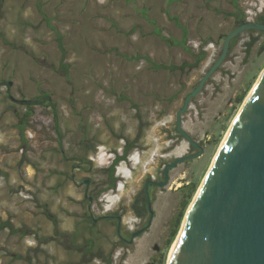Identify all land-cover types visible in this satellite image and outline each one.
Returning a JSON list of instances; mask_svg holds the SVG:
<instances>
[{
	"label": "rangeland",
	"instance_id": "374dc122",
	"mask_svg": "<svg viewBox=\"0 0 264 264\" xmlns=\"http://www.w3.org/2000/svg\"><path fill=\"white\" fill-rule=\"evenodd\" d=\"M43 8L44 14L39 11ZM242 19L263 23L264 0H237V5L234 0H0V30L10 28L14 37L21 34L26 42L33 40L30 46L20 39L15 61L24 74L7 79L11 86H0V94L22 112L18 100L38 99L47 92L49 102L34 106L27 137L60 141V151L72 161L70 170L77 176V193L82 192L75 200L68 193L64 196L62 189L51 188L53 172L33 187L8 188L5 178L0 186V219L10 217L17 227L34 233L21 236L0 230V264H83L82 253L73 247L87 239L95 241L93 252L104 250L106 257L113 258L111 264H168L186 213L264 71V31L248 29L237 37L225 62L182 114L183 129L203 153L178 163L169 171L168 184L154 188V219L132 243L118 241L116 222L101 219L95 224L86 215L83 181L105 186L104 167L126 142L135 141L127 160L131 164L120 161L116 168L115 187L91 203L93 214L101 218L117 207L127 211L146 180H164L167 164L199 152L177 130V112ZM55 31L64 38L68 76L62 71ZM254 37L248 54L247 44ZM203 53L206 57L194 68H158L194 63ZM46 156L44 166L58 163ZM60 161L64 166V158ZM78 164L81 170L74 168ZM43 204L58 218L60 230L70 234L66 249L54 234V223L43 213ZM126 211L122 212L125 230L143 229L147 221L142 223ZM37 237L54 239L36 253ZM90 264L107 263L96 258Z\"/></svg>",
	"mask_w": 264,
	"mask_h": 264
},
{
	"label": "water",
	"instance_id": "95a60500",
	"mask_svg": "<svg viewBox=\"0 0 264 264\" xmlns=\"http://www.w3.org/2000/svg\"><path fill=\"white\" fill-rule=\"evenodd\" d=\"M248 29L264 31V22L246 20L227 34L221 54L177 112V130L199 149L165 166L203 153L182 127V114L207 80L222 66L232 41ZM149 209H152L148 199ZM154 213L150 216V224ZM147 227L133 233V238ZM168 264H264V74L244 102L181 227Z\"/></svg>",
	"mask_w": 264,
	"mask_h": 264
},
{
	"label": "crops",
	"instance_id": "0c3cea01",
	"mask_svg": "<svg viewBox=\"0 0 264 264\" xmlns=\"http://www.w3.org/2000/svg\"><path fill=\"white\" fill-rule=\"evenodd\" d=\"M40 10L44 14V8L39 9V11ZM45 20L50 23L49 19L45 18ZM0 34V80L2 81L10 79L12 76L19 73H23V71H20L21 69L15 61V57H18L20 52V39H22L24 45L30 46H33V40L32 42H26L23 40L21 34L17 36L19 39H16L17 37H14L10 28H4ZM56 43L62 53L57 39ZM65 57L63 58L62 53V71L66 74V72H68V66L63 64V59H65ZM63 68H65V70H63ZM44 96H48L47 92H42L39 97L42 98ZM18 109V105L13 102L12 99L0 94V175L5 176L6 186L8 188H14L17 185H25L28 187L41 185L44 181V175H50V173L53 172V184L50 185V187L57 190L62 189L64 196L68 193L75 200H80L82 192L77 193L78 189L80 191L77 176L76 173L72 175L70 170L72 161L60 151V141L30 140L26 134L28 127H26L23 132L19 127ZM74 121L77 123V120ZM57 130H59V127ZM46 155L49 157L52 156L54 159L57 158L58 163L56 162L55 164L52 162V164L44 166L43 160L47 157ZM59 155H61L60 158H64V166L60 161ZM75 160L76 159L73 161ZM70 161L71 164H69ZM74 168L76 170H81L80 168H82V165L78 164ZM23 177L25 179H23ZM44 187L45 186L42 188ZM71 191H74V193ZM7 219L2 217L0 223ZM11 221L14 223L12 218Z\"/></svg>",
	"mask_w": 264,
	"mask_h": 264
},
{
	"label": "trees",
	"instance_id": "16d2710c",
	"mask_svg": "<svg viewBox=\"0 0 264 264\" xmlns=\"http://www.w3.org/2000/svg\"><path fill=\"white\" fill-rule=\"evenodd\" d=\"M234 4L237 5V0H234ZM174 19L177 21L176 17H174ZM241 22L243 23L244 20L242 19ZM56 35H57L58 45H59V47H60V49H61V51L63 53V58H64L65 54H66V50L64 48L63 37L57 31H56ZM187 39H188V32H187V29H184V34H183V43L184 44L187 42ZM256 40H257V38L254 37L247 44L248 45V48H247V53L248 54L250 53L251 48L254 46ZM236 42H237V38H235L232 41L231 45L235 44ZM205 57H206V54L203 53L202 55L198 56V58L196 59V62H194V63L184 62L181 66H175V65L174 66H171V65L167 66V65L161 64V65L158 66V68L164 67V68L169 69L171 71L177 70L179 68L185 69L186 67L194 68V67H196L199 64L200 61L204 60ZM66 75H68V72H66ZM4 84L7 85L8 88L11 86V83L8 80L0 81V86L4 85ZM43 100L49 102L48 96H44L42 98L39 97L38 99L36 98V99H33V100H28V99L18 100V102L21 103L24 106V108L26 109L25 111L17 113L18 117H19V121H20V126L19 127L22 130V132L25 130L26 127H29V125H30L29 121L31 119V116L34 114V106L37 105V104L44 103ZM58 125L59 124H56V128L59 127ZM134 145H135V141L134 142H132V141L128 142V145L126 146V150H125L123 158H126L127 154L129 153V151L131 150V148ZM88 147L90 149L93 146L91 145V146H88ZM118 160H119V156H117V158H116V161H115L116 165L118 163ZM114 170H115V168L113 166L104 170L106 172V174H107V177H109L110 180H113V182L115 181V178L113 177L114 176ZM112 186H115V184L113 183ZM141 200L142 199L139 198L138 201H137V204L134 205V209L137 210L140 213L144 209L146 210L145 202H144V206H141V202H142ZM42 208H43V213L46 215V217L54 223V226H55L54 234H55V236L59 237V239H60L59 242L62 245H64V243H69L70 234L60 230L58 218L51 212V210L48 208V206L46 204H43ZM182 218H183V212L180 214V217L178 219V223L177 224H179V222H181ZM4 229H9L11 234L19 233L21 236H25V235H29V234L34 233L30 229H28V227H25V226L22 227V228L16 227V225L11 221L10 217L6 221H3V222L0 223V230H4ZM175 233H176V231L174 232L173 235H175ZM53 239H54L53 237H40V238L37 237L38 245L35 248V252L36 253L43 252V250L41 248L42 244L49 243ZM86 244H90L93 247L95 245V241L92 240V239L84 240V242L80 245V247H84ZM80 247L74 246L73 248L75 250H78ZM89 251H90L89 248L84 251V253L82 255V258L80 260V263L92 261L96 256L100 255V254H92L90 257H88L87 254L89 253ZM18 258H23V256L19 255ZM23 259L28 260L30 262L32 258L30 256H27V257H24ZM106 261H107V264L111 263V259L106 260Z\"/></svg>",
	"mask_w": 264,
	"mask_h": 264
},
{
	"label": "flooded vegetation",
	"instance_id": "af4514ba",
	"mask_svg": "<svg viewBox=\"0 0 264 264\" xmlns=\"http://www.w3.org/2000/svg\"><path fill=\"white\" fill-rule=\"evenodd\" d=\"M127 145H128V143L126 142L125 145L122 147V151H120L119 160L118 161L124 160L123 159V154L125 153ZM96 147H98V146H96ZM130 151H129V153H130ZM129 153L127 154L126 158L129 156ZM117 156H118V154H117ZM115 161H116V159L115 160L112 159L110 162L111 163L112 162L115 163ZM163 176H164V180H165L166 176H165L164 171H163ZM113 177L115 178L114 182H113V180H110L109 177H107L108 178V182H107V184L105 186H97V185L93 186V183H92L91 180L85 179L83 181V184H84V187H85V193H86V198H87L88 204H85L82 207L85 208L86 215L95 224H97L99 222V220H101V219H105V220H109V221H112V222H116V233L118 235V241H120L122 243H125V244H130V243H132L134 241V238H137L142 233H140L139 235H137L136 237L133 238V233L136 232L138 229L137 230H133V231L125 230V228L123 226L124 214H122V212L126 211V208L123 210V209H120L119 207H117L115 210L111 211L108 214H105L101 218H96L95 214H93L92 209H91V203L94 202L95 200H99L100 201V199H101L100 194L102 192L106 191L109 188H114L115 187V186H112V184L114 183L116 185V182H117L116 170H114V176ZM164 180H153V179L146 180L145 184H144V189L140 190V192L136 193L134 198L131 200V203L129 204V209H127V211L129 210L132 214H134V216L139 217L142 223H146V221H147V224L143 226L144 228L145 227L148 228L151 225L149 222H150V216H151L152 212L154 213V216H155V212H154V209H153L154 188L155 187H160L159 183L164 181ZM90 190L92 192L91 195L89 194ZM139 198L142 199L141 200L142 201L141 202V206H144V202H145V205H146V210L144 209L143 211H141V213L134 209V205L137 204V201H138ZM148 199L150 200V203H151V206H152L151 210L149 209V206H148ZM100 205L102 206V204H100ZM153 219H154V217H153ZM63 247L66 249L67 248V243H64ZM88 248L90 249L89 253L87 254L88 257H90L92 254H100V255L96 256L92 261L84 262L83 264H86V263L90 264L93 261H95L96 258H100L101 260H104L106 263H107L106 260H109V259L113 260L112 257L111 258L106 257V253H105L104 250H98L96 252H93V247L90 244H86L84 247H80L78 249V251H80L82 253V255H83L84 251L87 250ZM112 260H111V263H112Z\"/></svg>",
	"mask_w": 264,
	"mask_h": 264
},
{
	"label": "bare ground",
	"instance_id": "6f19581e",
	"mask_svg": "<svg viewBox=\"0 0 264 264\" xmlns=\"http://www.w3.org/2000/svg\"><path fill=\"white\" fill-rule=\"evenodd\" d=\"M263 74H264V71L262 72V74H261V76H260V78L258 79V81H257V83L259 82V80L261 79V77L263 76ZM257 83L255 84V86L257 85ZM254 86V87H255ZM254 89V88H253ZM253 91V90H252ZM251 91V92H252ZM251 92L249 93V95L251 94ZM249 95H248V97H249ZM247 97V98H248ZM247 98H246V100H247ZM237 116H238V114H237ZM236 116V117H237ZM236 119V118H235ZM235 122V120L233 121V123ZM233 123H232V125H233ZM231 125V126H232ZM231 126H230V128H231ZM229 131H230V129H229ZM229 131H228V133H229ZM227 133V134H228ZM227 134H226V136H227ZM225 136V137H226ZM224 140H225V138H224ZM224 142V141H223ZM223 142H222V144H223ZM222 144H221V146H222ZM221 146H220V148H219V151H220V149H221ZM219 151H218V153H219ZM218 153L216 154V156H215V158H214V160H213V162H212V164H211V166H210V170H211V168H212V166H213V164H214V162H215V160H216V158H217V155H218ZM119 154H120V152L118 153V156H119ZM133 154H130L127 158H125V161L124 162H126L127 164H131V163H128L127 162V160H129L130 159V157L132 156ZM123 156H124V154H123ZM117 158V154H115V157L113 158V160H115ZM117 166H119V163H117ZM209 170V171H210ZM209 171H208V173H209ZM208 173L206 174V176H205V178H204V180H203V182H202V184H201V186H200V188L202 187V185H203V183L205 182V180H206V178H207V176H208ZM169 182V181H168ZM168 184V183H167ZM166 184V185H167ZM165 185V186H166ZM200 188L198 189V191L200 190ZM198 193V192H197ZM197 193H196V196H197ZM195 196V197H196ZM193 203V202H192ZM192 205V204H191ZM191 205H190V207H189V209H188V211H187V213H186V216H185V218H184V221H185V219H186V217H187V214H188V212H189V210H190V208H191ZM183 221V222H184ZM183 225V224H182ZM180 231H181V228H180ZM180 233V232H179ZM178 236H179V234L177 235V238H176V240H175V242H174V244H173V246H172V249H171V251H170V255H169V260H170V257H171V254H172V252H173V249H174V247H175V245H176V242H177V239H178ZM169 260H168V263H169Z\"/></svg>",
	"mask_w": 264,
	"mask_h": 264
},
{
	"label": "clouds",
	"instance_id": "9594fccd",
	"mask_svg": "<svg viewBox=\"0 0 264 264\" xmlns=\"http://www.w3.org/2000/svg\"><path fill=\"white\" fill-rule=\"evenodd\" d=\"M130 154H132V153H129V155H130ZM123 159H124V160H120V161H125V158H123ZM120 161H118V163H119ZM112 166L115 168V170H116V168L118 167L114 162H112V163L110 162V163H109L107 166H105L104 168L107 169V168H110V167H112Z\"/></svg>",
	"mask_w": 264,
	"mask_h": 264
},
{
	"label": "built area",
	"instance_id": "2783aa9c",
	"mask_svg": "<svg viewBox=\"0 0 264 264\" xmlns=\"http://www.w3.org/2000/svg\"><path fill=\"white\" fill-rule=\"evenodd\" d=\"M5 85V84H4ZM1 86H3V85H1ZM7 86V85H6ZM26 109L24 108V111H25ZM34 115V114H33ZM32 115V116H33ZM31 116V117H32ZM5 183V177L3 176V175H0V186H2L3 184Z\"/></svg>",
	"mask_w": 264,
	"mask_h": 264
}]
</instances>
